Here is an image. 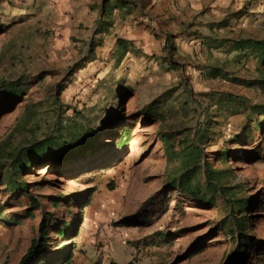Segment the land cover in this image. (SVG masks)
Instances as JSON below:
<instances>
[{"label": "rangeland", "instance_id": "1", "mask_svg": "<svg viewBox=\"0 0 264 264\" xmlns=\"http://www.w3.org/2000/svg\"><path fill=\"white\" fill-rule=\"evenodd\" d=\"M72 2L0 0L1 158L11 161L19 147L59 133L90 127L97 134L83 156L34 165L19 177L39 207L10 191L1 169L0 264H19L46 222L47 260L66 254L69 264H243L237 243L218 227L227 214L223 199L205 206L167 188L180 161H167L164 136L179 151L178 142L194 137L208 115L215 134L202 145L205 160L231 170V185H243L252 200L247 235L261 244L246 261L264 264V135L235 146L246 116L210 106L226 93L264 104L257 53L264 0H176L170 20L157 23L168 48L103 53L96 46L94 58L89 45L103 44L94 39L97 24L79 23L90 13ZM59 85L66 86L61 95ZM167 91L166 120L138 115ZM226 150L228 161L218 160Z\"/></svg>", "mask_w": 264, "mask_h": 264}, {"label": "trees", "instance_id": "2", "mask_svg": "<svg viewBox=\"0 0 264 264\" xmlns=\"http://www.w3.org/2000/svg\"><path fill=\"white\" fill-rule=\"evenodd\" d=\"M226 24L223 23L222 26L225 27ZM104 26L105 23L100 22L97 34L103 32ZM169 40L170 37L168 36L167 45L169 44ZM255 43L257 45L263 44L262 41ZM96 46L95 41H92L87 51L88 58L95 57ZM260 49L261 51L257 50V53L262 58V63H264V46ZM80 69L78 68V70ZM26 85L25 82L16 84L18 88ZM65 89L66 86L59 85L57 95H61ZM0 90L3 93L6 91L4 86ZM9 93L8 98L18 99L21 97L20 95ZM171 95L172 92L167 91L162 98L156 100L143 109V111H140L138 115H141L144 120L150 122H162L166 120L165 106L169 98H171ZM222 95L216 98V100L214 98L215 101L213 100L212 104H210L212 108H217V111H221V114L230 112L232 115L246 116V123L244 124L246 130L241 129L232 139L235 146L252 143L255 141L258 132L264 135V104L252 105L246 99L237 98L228 93ZM123 102L124 100L122 99L121 103ZM214 114L217 116L216 113ZM123 118L125 119V117ZM95 131L89 127L88 129H78L74 133L70 132L68 135L59 133L58 136H48L43 140L19 147L13 153H10L9 157L12 159L11 161L2 159L0 153V174L2 173V168L6 169V175L3 176L5 178L3 181L6 180L4 184L13 193L26 195L34 205L39 207V202L30 193L29 185L21 181L19 177L23 175L25 170H30L34 165L45 164L47 162H66L71 158L83 156L91 144L95 142L97 136ZM181 134L183 132L179 133V135ZM212 134H215V126L212 124L211 116L208 115L205 118L204 124L198 129L194 137L191 134L178 142L179 151H176L174 144L170 143L171 136H164L167 161L170 163L180 161L179 165L177 164L172 167L167 188L173 191L179 190L182 197H188L205 206H217L216 197H221L225 204L224 207L227 209V214L224 220L218 224V227L222 228L237 243L235 256L243 257V264H254L246 261L249 254L258 250L261 244L259 240L247 235L249 230V217L247 213H251L252 200L242 194L244 191L243 185H231L230 178H234L231 170L214 169L212 163L205 160L206 154L202 145L210 139V135ZM244 134L247 135L244 136ZM230 153L231 150L222 152L218 160L227 162ZM88 205L84 207H88ZM48 230L49 223L46 222L42 226V238L32 243V246L22 257L19 264H34L37 260H41L37 264H69L71 257L66 254H63V256L55 260L43 259L44 248L46 246L45 239ZM59 234L64 237L66 230H60ZM263 256L264 252H260L258 259L262 261ZM62 258L64 259L63 263H60ZM111 264L117 263L113 262Z\"/></svg>", "mask_w": 264, "mask_h": 264}, {"label": "crops", "instance_id": "3", "mask_svg": "<svg viewBox=\"0 0 264 264\" xmlns=\"http://www.w3.org/2000/svg\"><path fill=\"white\" fill-rule=\"evenodd\" d=\"M73 1L90 13L88 18L78 20L86 24V28L96 22L98 29L100 22L105 23L103 32L94 37L103 42L96 43L103 53H128L139 49L146 54H156L168 46V34L158 30L157 23L160 19L170 20L175 13L176 0Z\"/></svg>", "mask_w": 264, "mask_h": 264}]
</instances>
